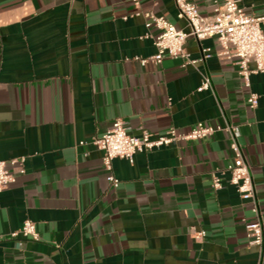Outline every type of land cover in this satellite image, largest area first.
<instances>
[{
  "label": "crops",
  "instance_id": "1",
  "mask_svg": "<svg viewBox=\"0 0 264 264\" xmlns=\"http://www.w3.org/2000/svg\"><path fill=\"white\" fill-rule=\"evenodd\" d=\"M237 2L264 16V0ZM196 3L212 17L222 0ZM146 13L188 31L173 0H0V161H17L0 193V264H264V240L250 246L245 231L259 220L264 232V73L247 89L215 38L192 36L194 66L141 64L156 53ZM118 119L134 137L219 129L115 159L113 189L92 141ZM229 128L250 169L247 201L230 184ZM25 220L38 240L10 237Z\"/></svg>",
  "mask_w": 264,
  "mask_h": 264
},
{
  "label": "built area",
  "instance_id": "2",
  "mask_svg": "<svg viewBox=\"0 0 264 264\" xmlns=\"http://www.w3.org/2000/svg\"><path fill=\"white\" fill-rule=\"evenodd\" d=\"M178 11L188 27V31L176 29L175 26L163 17L146 13V29H155L157 34L153 38L156 53L147 59H140L141 64L151 61L160 64L163 58L181 59L182 66H194L198 61L191 59L186 53L184 45L187 37L192 36L198 41L215 38L219 46L218 56L226 59H235L238 75L242 78L244 87L250 88L252 75L264 73V16L254 17L247 15L243 8L238 5L237 0H222L220 7L216 9L212 17H203L199 13L196 0H173ZM137 4V2L135 1ZM147 37V36H146ZM207 51V50H206ZM209 56L207 55L206 58ZM209 81L202 82L198 91L208 90ZM247 105L255 109L258 105V95L249 92ZM219 129V128H218ZM218 129L197 123L184 135H178L174 130L165 135L153 137L151 134L143 133L140 137L128 134L125 123L118 119L112 124L110 130L92 141L93 146L102 153V168L106 172L108 184L117 189L120 180L113 174V161L123 159L133 163L135 154L150 152L162 147L176 144L180 140L197 141L206 139ZM231 133L230 148L234 153L232 162L227 166L230 174V184L235 186L240 197L244 200L253 198L254 187L250 175V169L242 154L237 141L238 130L229 128ZM81 145L83 142L80 143ZM16 160L0 161V193L10 184L14 183L15 175L12 174L7 165H14ZM214 190L222 188L218 178L214 177L212 182ZM253 211L258 215L257 207ZM248 245L261 247L264 240L263 227L259 220L245 225ZM204 236V232L196 234L198 239ZM13 239L38 240L36 225L31 220H25L20 229L10 234ZM22 246V242L19 243Z\"/></svg>",
  "mask_w": 264,
  "mask_h": 264
}]
</instances>
